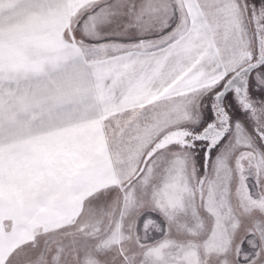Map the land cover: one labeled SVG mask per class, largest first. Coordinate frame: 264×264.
<instances>
[{
	"label": "snow or ice",
	"instance_id": "6c2138e0",
	"mask_svg": "<svg viewBox=\"0 0 264 264\" xmlns=\"http://www.w3.org/2000/svg\"><path fill=\"white\" fill-rule=\"evenodd\" d=\"M0 264H264V0H0Z\"/></svg>",
	"mask_w": 264,
	"mask_h": 264
}]
</instances>
